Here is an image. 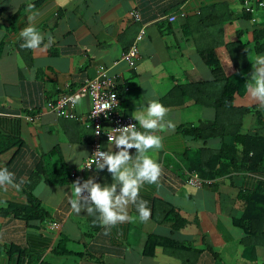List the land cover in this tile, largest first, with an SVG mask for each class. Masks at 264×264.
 <instances>
[{
  "label": "crops",
  "instance_id": "obj_1",
  "mask_svg": "<svg viewBox=\"0 0 264 264\" xmlns=\"http://www.w3.org/2000/svg\"><path fill=\"white\" fill-rule=\"evenodd\" d=\"M29 15L45 37L38 49L21 46ZM263 18L264 8L252 22L240 0H0V136L20 141L0 153V166L23 181L19 190L0 189V207L26 204L24 186L34 194L43 183L34 195L47 211L44 219L0 214V264H264V216L254 233L233 223L243 213V196L257 187L264 192V105L247 92L251 62L264 55ZM141 25L138 60L129 68L120 56ZM209 50L235 85L230 105L215 102L224 82L203 58ZM100 65L117 76L123 113L133 116L156 98L175 125L157 133L163 147L148 153L163 169L158 183L140 189L150 219L140 222L130 205L129 220L107 235L96 216L70 205L69 173L80 169L94 138L82 120L90 97L75 102V118L44 104L75 91ZM182 125L202 127L192 138ZM99 138L108 150V140ZM251 155L261 162L247 168ZM191 171L204 179L201 186L186 183ZM80 174L82 182H113L107 168ZM149 235L176 245L146 254Z\"/></svg>",
  "mask_w": 264,
  "mask_h": 264
},
{
  "label": "clouds",
  "instance_id": "obj_2",
  "mask_svg": "<svg viewBox=\"0 0 264 264\" xmlns=\"http://www.w3.org/2000/svg\"><path fill=\"white\" fill-rule=\"evenodd\" d=\"M33 21L34 15H29L27 26L19 32V38L23 40L21 46L24 48L38 49L44 43L45 37L37 30ZM48 41L49 44L53 42L50 35ZM251 63L253 71L247 83V92L253 101L264 105V55L256 56ZM79 99L77 96L73 103ZM168 113L166 106L152 98L147 101V106H142L132 116L138 122V128L143 131L138 130L135 124H129L112 128L107 133L110 148L106 151L98 148L93 157L98 171L107 168L112 183L101 184L94 177L83 182L78 179L72 183V210L77 214L84 211L90 216H96L100 225L105 228V235L118 223L129 220L130 205L135 206L140 222L150 219L151 209L148 202L140 198L139 193L144 184H156L162 176V166L148 153L163 147V138L157 133L174 129L173 122L167 119ZM96 134L99 135V131ZM113 145L117 151L112 150ZM133 148L136 150L134 156L129 151ZM22 182L17 183L15 174L6 166H0V189L7 191L12 187L19 190ZM44 187L43 183L39 185L34 194L39 195Z\"/></svg>",
  "mask_w": 264,
  "mask_h": 264
},
{
  "label": "built area",
  "instance_id": "obj_3",
  "mask_svg": "<svg viewBox=\"0 0 264 264\" xmlns=\"http://www.w3.org/2000/svg\"><path fill=\"white\" fill-rule=\"evenodd\" d=\"M242 11L249 15L252 22L258 21L259 10L264 8V0H240ZM132 17L134 20H139L140 16L136 10H133ZM264 23V18H263ZM145 34V26L141 25L134 40L130 46L123 51L120 56V60L125 62L129 68H134L138 60V44ZM116 63V61H115ZM118 79L116 75H110L103 65L97 67L96 73L92 78H87L75 91L62 94L56 99L45 101V108L54 111L57 115L65 118H75L76 115L73 111V100L79 96L90 97V108L88 113L82 117L86 128L91 129L94 132V138L91 142L90 154L81 163L79 170H71L69 176L77 181L82 182L80 170H91L96 167L94 163L93 153L99 148L101 151H105L102 147L99 136L103 135L108 140L107 133L112 131V128L127 126L129 124H135L138 128L137 122L131 115L123 113L119 105V96L116 91L118 86ZM71 98V99H70ZM108 122L109 127L104 128L103 123ZM139 130V128H138ZM99 131V135H97ZM203 178L194 172H188L186 183L189 185L199 187L201 186Z\"/></svg>",
  "mask_w": 264,
  "mask_h": 264
},
{
  "label": "trees",
  "instance_id": "obj_4",
  "mask_svg": "<svg viewBox=\"0 0 264 264\" xmlns=\"http://www.w3.org/2000/svg\"><path fill=\"white\" fill-rule=\"evenodd\" d=\"M38 2V1H37ZM244 14L249 17L247 13ZM203 58L205 59L206 63L211 68V73L213 74L214 78L217 80H221L223 83V88L221 93L219 94V98L215 101L217 105H230L232 94L235 90V85L227 78H225L222 67L219 63V60L215 53L212 50L203 53ZM116 91L118 92V96L120 95V88L117 86ZM202 127L199 126H191V125H182L180 130L192 138L197 137L198 129ZM20 141L15 139L0 136V153L10 149L14 145L20 144ZM249 164L247 168H254L256 164H260L261 158L255 160L254 156H248ZM37 170V166L36 169ZM221 171L220 173H222ZM37 174V171L35 172ZM38 178V176H37ZM71 178V177H70ZM47 181L53 182L52 179L46 178ZM62 180L57 173V181ZM23 192L27 197L26 204H20L15 202H8V205L5 207H0V214L4 215H11L19 218H40L44 219L47 216L46 209L41 205V202L36 198V196L30 190V186L26 184L24 186ZM244 210L242 215L239 218L233 220V223L239 226L243 231L247 234L250 232L254 233L258 229V225L255 224L256 221H260L264 216V192L260 191L259 187L254 189L251 192L246 193L244 196ZM173 219V218H172ZM161 245V246H174L176 242L169 240L167 238L157 236V235H149L146 244L144 253L151 254L153 251L154 246ZM60 252V250H58Z\"/></svg>",
  "mask_w": 264,
  "mask_h": 264
}]
</instances>
